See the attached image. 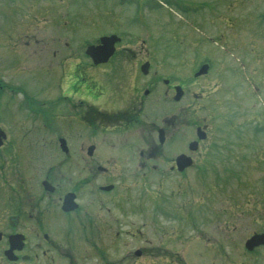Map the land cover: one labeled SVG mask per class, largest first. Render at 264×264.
I'll use <instances>...</instances> for the list:
<instances>
[{"label":"rangeland","instance_id":"1","mask_svg":"<svg viewBox=\"0 0 264 264\" xmlns=\"http://www.w3.org/2000/svg\"><path fill=\"white\" fill-rule=\"evenodd\" d=\"M152 1L154 11L145 12L147 25H130L128 33L133 35L122 44L135 53V57L127 62L129 65L133 66L142 58L149 57V50H152L153 65L162 67V72L167 77L176 78L186 85V97L178 104L177 113L181 124L180 132L183 134L185 131L187 141L193 137L191 134L195 125L207 124V138L199 143L195 152L190 151L194 167L186 170L185 180L179 178V184H176L179 195L183 190L190 193V203L193 204L190 228L204 227L210 220L216 222V219L209 218V211L250 209V212L254 209L252 200L257 198L253 195L256 177L264 180V153L261 152H264V0H188L193 4H183L185 9L176 8L167 2L161 6ZM132 2L133 0H0V84L9 83L12 87L11 90L0 89V126L7 130H11L13 126V130H17L10 137L12 140L15 135V146L20 139L17 132L25 130L24 126L29 122L22 117L24 112L30 113L27 106H30V110H36L57 130L67 129L66 123L59 122V113L64 111L68 100L72 101L70 106L76 102L74 92L70 90L66 93L63 87L66 69L58 67H82L85 62L89 65L81 54L85 45L93 42L95 34L116 29L110 26L116 25L119 21L116 19L119 18H115L111 10L115 11L118 5H124L120 13L126 15L129 21L133 12L130 5ZM201 2L205 4H197ZM112 3L118 4L110 5ZM98 9H108L104 13H110L109 16L113 15L115 20L109 21L105 15L100 14L97 18L103 21L95 25L98 21L92 14ZM187 16L190 25L182 22ZM174 22L182 23L175 25ZM63 36L67 39L66 45ZM165 36H171L172 39L159 41ZM26 41L32 46L27 48V55L20 48V43L23 45ZM204 61L213 64L209 73L205 77L193 79L192 73ZM91 72L88 80L100 82L96 77V70ZM70 79L73 80L69 78L68 81ZM250 80L252 82L247 84ZM254 85L259 86L255 92ZM6 94L18 100L19 105L14 106L13 110L18 108L20 112L23 111L22 116L15 112L14 119L20 120L14 124L1 104L4 99L2 97ZM194 94L198 97H194ZM199 94H204V98ZM25 95L32 98V102H28V99L25 101L27 106L20 102ZM109 95L111 100L114 96ZM36 96L39 101L34 103ZM221 98L226 99V104L221 103ZM169 108L163 102L158 106L157 112ZM219 122H222L221 127L226 131L230 122L252 123L243 132L249 135L248 141L251 134H255L257 138L251 140L250 144L243 139L246 143L239 146L238 139L220 136L223 131L217 126ZM233 133L239 135L238 132ZM9 148L10 144L7 143L0 150V193L6 196L13 191L10 182L13 183L12 179L19 168L17 162L21 163L25 156L20 153L23 155L20 157ZM36 152L38 151L33 153ZM253 152L257 155H252ZM55 155L59 159L60 155ZM51 160L56 158L43 159L40 165L44 167L52 163ZM256 165L259 167L253 169ZM154 187L155 185L152 186ZM243 221L246 222V218ZM192 230L194 229H190ZM137 244L134 243V246ZM202 246L203 239L190 240L186 264H202L200 260L203 259L197 255L198 252L202 253ZM122 250L116 259L121 257L122 252L126 255L123 245Z\"/></svg>","mask_w":264,"mask_h":264},{"label":"flooded vegetation","instance_id":"2","mask_svg":"<svg viewBox=\"0 0 264 264\" xmlns=\"http://www.w3.org/2000/svg\"><path fill=\"white\" fill-rule=\"evenodd\" d=\"M129 53L119 49L107 62L86 67L106 81L80 75L63 84L76 102L68 100L62 112L66 150L56 165L28 163L20 192L16 178L9 199L3 205L0 199V264H133L138 257L149 264L178 262L177 198L141 192V186L178 175L179 153L191 156L186 137L179 146L176 107L156 117L158 98L172 102L177 83L162 85L158 67L143 74L140 64L127 63ZM257 213L258 227L241 225V215L237 225L216 226L203 244L204 264H264V245L244 247L252 233H264V209ZM131 237L142 244L134 247ZM122 245L126 255L116 259Z\"/></svg>","mask_w":264,"mask_h":264},{"label":"water","instance_id":"3","mask_svg":"<svg viewBox=\"0 0 264 264\" xmlns=\"http://www.w3.org/2000/svg\"><path fill=\"white\" fill-rule=\"evenodd\" d=\"M113 41H114V38L113 37H102L100 39V44L101 45H98V46H93V45H89L87 47V53L90 54V56L95 60H99V61H103L107 58V56L110 54V52L112 51L113 49ZM206 65H203L201 67V69L195 73V76L196 75H199L203 72H205L206 70ZM264 242L263 240L261 239H258L257 237L256 238H253V240L251 239L249 242Z\"/></svg>","mask_w":264,"mask_h":264}]
</instances>
